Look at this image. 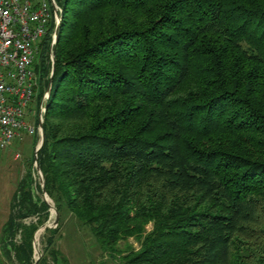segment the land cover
<instances>
[{
  "label": "trees",
  "instance_id": "1",
  "mask_svg": "<svg viewBox=\"0 0 264 264\" xmlns=\"http://www.w3.org/2000/svg\"><path fill=\"white\" fill-rule=\"evenodd\" d=\"M56 1L54 65L52 28L34 64L37 105L53 75L44 144L2 254L35 264L52 208L37 161L60 218L113 261L264 264V0ZM62 230L46 228L38 264H59Z\"/></svg>",
  "mask_w": 264,
  "mask_h": 264
},
{
  "label": "built area",
  "instance_id": "2",
  "mask_svg": "<svg viewBox=\"0 0 264 264\" xmlns=\"http://www.w3.org/2000/svg\"><path fill=\"white\" fill-rule=\"evenodd\" d=\"M61 13L56 0H0V150L28 134L38 133L41 138L40 123L44 122L49 93L46 90L40 104H36L39 82L34 64L43 38L53 25L55 30L60 25ZM55 44L54 32L52 65ZM19 158L17 154L16 159ZM34 166L35 178L39 177L42 186L43 175L37 169V161Z\"/></svg>",
  "mask_w": 264,
  "mask_h": 264
},
{
  "label": "rangeland",
  "instance_id": "3",
  "mask_svg": "<svg viewBox=\"0 0 264 264\" xmlns=\"http://www.w3.org/2000/svg\"><path fill=\"white\" fill-rule=\"evenodd\" d=\"M54 32L55 25H53L51 30L49 50L51 64V45ZM40 89L41 86L39 84L38 93L40 92ZM40 102L38 104H40ZM33 107L37 110V105ZM35 135L39 136L38 133ZM35 140L34 135L28 134L23 140H16L9 148L0 150V235L2 227L8 219L12 196L17 188L18 182L29 170L28 162L34 155ZM17 154H20L19 159H16ZM32 170L34 176V168ZM36 183L40 185L39 177L36 179ZM51 204L54 206L52 200ZM53 214L54 212H50V219L47 222L46 227L43 228L41 226L35 235L34 260L38 257L37 253L43 255L45 251L44 238L46 228H56L58 226L55 222L57 216L56 214ZM36 220V218H29L25 220V223L29 224L31 222H36ZM60 220L63 224V230L62 237L58 242V249L60 251V256L63 258L65 257L67 262L60 257L61 259L59 260V264H120L118 261H113L108 255L101 254L102 252L99 249L92 232L88 228L80 227L76 220L70 215L68 210H63ZM129 242L138 247V244L133 239ZM0 264H13L7 257H5V255L2 254L1 249Z\"/></svg>",
  "mask_w": 264,
  "mask_h": 264
},
{
  "label": "water",
  "instance_id": "4",
  "mask_svg": "<svg viewBox=\"0 0 264 264\" xmlns=\"http://www.w3.org/2000/svg\"><path fill=\"white\" fill-rule=\"evenodd\" d=\"M60 26V25H59ZM59 26L56 28V30H55V34H56V41H57V35H58V33H59ZM52 76L53 75H51V78H50V81H49V85H48V88H47V92L48 93H50V90H51V88H52V84H53V78H52ZM40 126H41V128H42V135H41V140H40V143L38 144V146H37V148H36V153H38V151L42 148V146H43V144H44V139H45V137H44V132H43V123H40ZM37 169H38V171H40V168L38 167V164H37ZM42 189H43V193H44V199H45V201L48 203V201H47V194H46V190H45V188H44V179L42 180ZM49 204V203H48ZM52 207V206H51ZM55 210V213H56V220H55V222L58 224L59 223V221H60V216H59V213L57 212V210L56 209H54ZM44 227H46V225H44L43 226V228ZM41 256H42V254H40L39 253V257H38V259L35 261V264H38V261H39V259L41 258Z\"/></svg>",
  "mask_w": 264,
  "mask_h": 264
},
{
  "label": "bare ground",
  "instance_id": "5",
  "mask_svg": "<svg viewBox=\"0 0 264 264\" xmlns=\"http://www.w3.org/2000/svg\"><path fill=\"white\" fill-rule=\"evenodd\" d=\"M47 201H48V203L52 206V208H51V213L52 212H54V214L53 215H55L56 213H55V207L51 204V200H50V198L47 196Z\"/></svg>",
  "mask_w": 264,
  "mask_h": 264
}]
</instances>
